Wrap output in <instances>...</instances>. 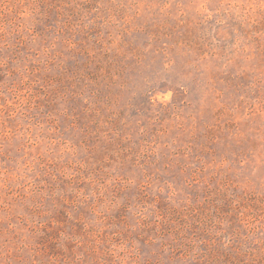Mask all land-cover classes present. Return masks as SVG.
<instances>
[{"label": "rangeland", "instance_id": "374dc122", "mask_svg": "<svg viewBox=\"0 0 264 264\" xmlns=\"http://www.w3.org/2000/svg\"><path fill=\"white\" fill-rule=\"evenodd\" d=\"M0 264H264V0H0Z\"/></svg>", "mask_w": 264, "mask_h": 264}]
</instances>
